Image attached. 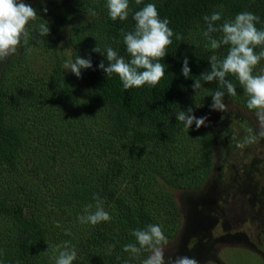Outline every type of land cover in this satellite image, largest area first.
<instances>
[{"label": "trees", "instance_id": "16d2710c", "mask_svg": "<svg viewBox=\"0 0 264 264\" xmlns=\"http://www.w3.org/2000/svg\"><path fill=\"white\" fill-rule=\"evenodd\" d=\"M34 1L38 17L27 25L30 43L52 49L56 60L38 79L17 72L23 44L19 55L0 62V264H55L51 249L65 241L76 250L73 264H141L148 252L135 257L123 250L136 243L132 232L157 224L169 243L181 218L173 193L200 189L212 172V132L196 129L195 123L186 129L176 114L191 108L192 115L205 117L216 91L224 92L223 103L246 106L248 99L232 74L226 79L236 87L234 97L218 79L201 80V88L193 89L211 70L209 57L222 59L229 48L213 53L203 36V17L219 12V27L251 12L259 17L256 27L264 29V0H142L139 5L129 0L124 21L111 19L107 0ZM148 3L183 40L172 37L161 61L165 75L155 87L125 90L118 75L107 78L99 68L109 62L93 49L110 46L129 60L122 31H134L133 15ZM89 9L97 15L89 16ZM44 23L48 36L40 35ZM211 35L220 39L222 33ZM63 45L71 47V61L91 59L81 78L63 68ZM185 57L191 69L187 78ZM83 92L87 96L81 100ZM94 195L111 220L82 224L78 217L87 214L85 208L92 205L95 211Z\"/></svg>", "mask_w": 264, "mask_h": 264}, {"label": "clouds", "instance_id": "9594fccd", "mask_svg": "<svg viewBox=\"0 0 264 264\" xmlns=\"http://www.w3.org/2000/svg\"><path fill=\"white\" fill-rule=\"evenodd\" d=\"M141 2L142 0H135L137 5ZM106 7L113 21L127 20L129 0H107ZM42 11L46 14L47 8H43ZM88 15L96 16L97 13L89 9ZM37 17L38 10L26 3L25 0H0V62L18 53L22 42H26L29 35L28 23L36 20ZM133 19L135 21L134 31H122L126 52L130 56L129 60L119 55L110 46H106L103 52L96 46L93 51L106 55L108 65L105 66L104 62H101L99 68L107 74V78L113 74L118 75L125 90L144 85L155 87L165 75V64L161 61L168 54V47L173 43L172 37L175 35L176 40H183V36L173 32L167 18H160L154 3H148L136 11ZM203 19L207 24L203 36L207 38L208 46L213 50V53L222 46H229V48L227 55L222 59H219L216 54L209 57L211 70L202 74L201 79L195 80L192 87L200 89L201 80L211 82L218 79L222 86H226L228 95L234 97L237 95L236 87L226 77L229 74L236 76L248 97L246 107L255 112L260 127L257 134L244 123L242 127H245L249 134L241 140H237L235 135L232 136L235 147L243 149L264 138V71L262 74H253L256 66L264 59V29L256 27L259 17L251 12L238 13L233 20L225 21L219 27L215 26L216 22L221 19L219 12H214L210 16L205 15ZM216 32L222 33L220 39L213 38L211 35ZM49 33L48 23L41 24L40 35L48 36ZM257 47L261 49L259 52L255 51ZM91 67V59L80 56H77L74 61L63 64V68L69 69L77 78H81L82 69ZM190 72L187 57H185L182 75L187 78ZM223 96L224 92L222 91L214 92L212 103L214 110L227 111L222 102ZM191 113V108L188 109V114L180 111L176 114L177 120L182 122L186 129H190L193 123H195L196 129L206 126V116L197 118ZM227 135V132L223 133V136ZM93 199L96 200L95 211H91L92 205H88L85 208L87 214L79 216V222L96 225L100 222L110 221L111 216L105 211L103 201L96 195ZM132 235L135 237L136 243L125 245L123 250L130 252L135 257H139L142 252H148L149 255L142 260L141 264H200L199 260L186 255L178 256L175 259L172 256L166 258L165 249L168 240L160 225L149 224L144 229L134 230ZM51 251L55 264H73L77 258L75 248L69 247L67 241L63 245H56ZM205 264H214V262L209 260Z\"/></svg>", "mask_w": 264, "mask_h": 264}, {"label": "rangeland", "instance_id": "374dc122", "mask_svg": "<svg viewBox=\"0 0 264 264\" xmlns=\"http://www.w3.org/2000/svg\"><path fill=\"white\" fill-rule=\"evenodd\" d=\"M25 2L35 6L34 0ZM22 44L25 56L17 72H27L34 79L47 75L56 60L53 50L33 46L29 35ZM71 51L70 46H61L62 66L71 61ZM20 53L21 49L16 55ZM262 71L264 59L253 74ZM84 96L87 92L80 99ZM224 104L227 111L212 108L205 115V125L214 137L210 176L198 190L173 193L181 218L165 256L186 255L200 264L209 260L214 264H264V138L243 149L235 147L233 135L241 140L249 134L242 124L257 134L260 127L255 112L245 105ZM224 132L228 135L223 136Z\"/></svg>", "mask_w": 264, "mask_h": 264}]
</instances>
